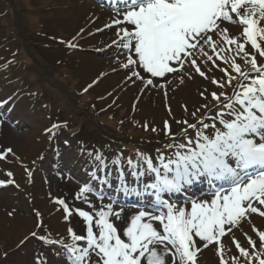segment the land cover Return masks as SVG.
Returning a JSON list of instances; mask_svg holds the SVG:
<instances>
[{
	"label": "snow or ice",
	"instance_id": "1",
	"mask_svg": "<svg viewBox=\"0 0 264 264\" xmlns=\"http://www.w3.org/2000/svg\"><path fill=\"white\" fill-rule=\"evenodd\" d=\"M105 6L113 15L96 31H114L105 47L116 49L125 85L139 88V96H161L173 119L170 93L181 86L196 84L202 102L191 112L182 105L194 122L175 120L183 125L179 133L164 121L170 155L157 150L154 162L137 153L127 174L113 160L119 194L108 195L109 203L102 188L112 185L113 174L99 152L71 201L49 194L65 220L82 219V233L69 227L67 243L40 234L43 213L34 209L38 231L29 236L59 247L67 264H199L205 250L214 252L216 264H264V0H110ZM72 41L61 43L77 47ZM66 126L54 122L45 131L51 139ZM11 161L22 163L11 147H0V162ZM25 171L31 178L32 170ZM3 174L8 179L0 187H20L13 171ZM120 195L136 196L137 211L126 213ZM35 264L47 258L38 256Z\"/></svg>",
	"mask_w": 264,
	"mask_h": 264
},
{
	"label": "rangeland",
	"instance_id": "2",
	"mask_svg": "<svg viewBox=\"0 0 264 264\" xmlns=\"http://www.w3.org/2000/svg\"><path fill=\"white\" fill-rule=\"evenodd\" d=\"M108 2L0 0V100L7 101L0 109V147H11L22 162H0V179H8L3 172L11 170L20 185L0 187V264H35L38 256L47 258V264H67L59 247L29 236L38 231L34 209L43 213L45 228L40 234L69 242L67 229L82 233L83 221L78 216L65 220L57 206L50 203L49 194L71 201L96 164L90 156L99 152L113 174L112 185L102 188L107 204L108 195L119 194L114 159H120L126 174L128 159L135 162L137 153L149 155L155 162V148L170 142L163 131L164 121H169L174 133L183 127L175 120L194 122L182 105L188 104L191 112L202 102L196 84L188 83L170 93L174 119L165 110L161 96H139V88L125 85V73L116 63V49L105 47L115 38L114 31H96L113 15L105 6ZM69 17L78 22L69 26ZM81 29L84 32L77 36ZM73 37L77 39L72 41ZM61 41L78 46L69 48ZM51 87L62 96L59 100L48 91ZM54 122H67V126L50 139L45 130ZM119 143H129L137 150L120 152V156ZM168 150L162 153L170 155ZM25 168L32 170L31 178ZM202 187L198 185L197 189ZM92 199L100 202L95 196ZM120 199L126 213L137 211L136 196L120 195ZM139 200L142 203L144 196ZM74 205L88 210L79 201ZM12 220L21 223L24 234L16 237L5 230ZM256 222L260 223L261 218L256 217ZM57 253H61L59 257ZM199 264H216L214 252L205 250Z\"/></svg>",
	"mask_w": 264,
	"mask_h": 264
},
{
	"label": "bare ground",
	"instance_id": "3",
	"mask_svg": "<svg viewBox=\"0 0 264 264\" xmlns=\"http://www.w3.org/2000/svg\"><path fill=\"white\" fill-rule=\"evenodd\" d=\"M79 19V18H77ZM76 21L78 22V20H75V19H72L71 17H69V22H68V25L69 26H73ZM110 80V79H109ZM48 91L50 93H53V95L57 98V100H59V96L62 97L61 95H59V93H57V90H55L54 88H49ZM9 222V226L8 228H5V230L10 233V234H13L14 236H19V235H22L24 234V230H23V227L21 225V223H17L15 220H12V221H8ZM5 225V223H4ZM211 251V250H210ZM207 260H204L202 259V262H206Z\"/></svg>",
	"mask_w": 264,
	"mask_h": 264
},
{
	"label": "trees",
	"instance_id": "4",
	"mask_svg": "<svg viewBox=\"0 0 264 264\" xmlns=\"http://www.w3.org/2000/svg\"><path fill=\"white\" fill-rule=\"evenodd\" d=\"M121 145V149L122 151H125V150H129V151H136L137 149L135 147H133L131 144H125V143H120ZM165 147H161V148H156V150H164Z\"/></svg>",
	"mask_w": 264,
	"mask_h": 264
}]
</instances>
